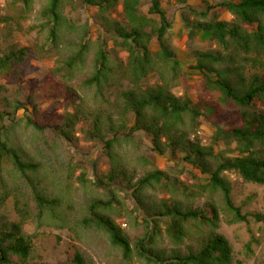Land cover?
Masks as SVG:
<instances>
[{
  "label": "trees",
  "instance_id": "16d2710c",
  "mask_svg": "<svg viewBox=\"0 0 264 264\" xmlns=\"http://www.w3.org/2000/svg\"><path fill=\"white\" fill-rule=\"evenodd\" d=\"M36 1H41L38 11ZM172 1L188 5L192 0ZM10 5L17 16H0L5 28L0 34V75L30 56L42 59L64 49L69 56L56 69V77L63 76L64 83L31 80L20 99L13 104L6 101V107L13 108L14 116L31 108V117L22 122L35 133L52 132L69 143L78 140L77 134L102 142L110 168L96 172L93 180L86 173L77 177L90 197L81 216L72 221L68 210L74 185L55 184L70 180L51 173L20 148L16 128L5 127L0 135V207L12 198L17 220L0 219V264H10L14 257L19 264H45L39 261L34 235L25 229L33 218L26 194L36 204L34 220L39 227H74L78 237L84 230L102 232L127 264H236L230 242L219 232L222 222L232 226L252 218L264 223V213H243L235 205L227 176L233 173L245 183L264 185V0L223 2L220 8L232 21H208L204 14L205 19L188 22L190 38L209 34L218 47L214 52H192L191 67L203 78L196 103L173 92L183 63L171 47L172 25L162 0H151L147 13L141 10L142 0H12ZM119 6L123 22L113 18ZM78 9H95L98 14L102 31L95 45L91 25H79L80 20L69 17ZM34 14L39 24L25 29L22 21ZM15 31L46 37L22 46L10 41ZM109 40L126 53L125 60L109 53ZM92 52V74L82 86L94 92L95 105L69 84ZM152 75L158 82L147 85ZM46 100L64 101L68 110L61 116L42 117L40 103ZM206 113L228 126L217 128L210 146L198 139L200 119ZM138 132L150 138L158 154H180L207 182L189 185L144 157L141 161L151 167L138 175L123 154L134 147ZM221 141L235 144L238 154L216 152L214 145ZM199 199L205 202L196 207ZM126 218L141 219V237L132 239L124 231L118 221ZM72 264H88L77 248Z\"/></svg>",
  "mask_w": 264,
  "mask_h": 264
},
{
  "label": "rangeland",
  "instance_id": "374dc122",
  "mask_svg": "<svg viewBox=\"0 0 264 264\" xmlns=\"http://www.w3.org/2000/svg\"><path fill=\"white\" fill-rule=\"evenodd\" d=\"M12 0H0V16L13 15L17 16L16 8L10 3ZM192 0L188 5L178 4L172 0H162L164 9L168 13L169 21L172 25V43L173 51L178 55L183 63V74L173 88V92L179 96H189L195 103L197 102V94L203 84L201 73L192 69L194 59L192 52L199 51L202 53L214 52L218 49L216 42L209 34L200 33L195 38H190V27L187 26L189 21L194 19H205L208 21L218 18L221 21H232L233 17L220 8L223 2L234 0ZM151 0H142L141 10L148 12ZM41 7V1H36L35 11ZM27 21H22V26L26 29L30 26L39 24L35 14L29 16ZM72 19L80 20V24L88 23L91 25V38L94 45L98 41L101 28L100 20L95 9H78L76 12L69 13ZM113 18L123 22L121 6H119L113 14ZM4 26L0 24V34ZM43 42L46 34L42 35L38 32H31L29 35L24 33L13 32L10 37L11 42L19 43L27 46L34 43L37 39ZM109 38L108 36H106ZM108 40V39H107ZM2 43V39H0ZM154 44L153 49L156 48ZM109 53L125 60L126 53L113 45L112 40L108 41ZM69 56V51L64 49L61 52L52 51L46 54L42 59L30 56L21 64H15L11 72L0 75V135L4 128L14 129L15 142L20 148L38 160L51 173L59 176L63 175L70 181H53L55 184L74 185L71 187L70 202L72 206L68 210L72 221L81 216L83 205L90 197L85 193L81 184L76 181L77 177L86 173L87 178L93 180L94 174L106 173L110 168V161L106 155V151L102 149L103 143L100 141H89L81 134H77V139L73 143H69L64 139H60L52 132H43L41 134L33 132L25 127L22 120L31 117V108L28 110L20 109L14 116L13 108H7L6 101L14 103L20 99V93L25 90L27 82L36 80L40 83L47 81L65 82L63 76L56 77V69L59 68L64 60ZM93 52L88 57L86 63L81 66L72 76L69 84L80 93H84L90 104L95 105L94 92L83 90V82L92 74ZM158 82V77L152 75L146 81L147 85H154ZM105 106H107L105 104ZM42 117L61 116L66 113L67 104L64 101L46 100L40 103ZM9 113V115L3 114ZM3 114V116H1ZM3 117V119H1ZM227 129V122L221 121L216 116L206 113L205 117L200 119V127L198 131V139L204 146L213 144V138L217 128ZM135 145L129 147L123 154L129 163L134 165L141 175L144 170L151 166L141 161V157L154 164L155 167L167 171L169 174L179 178L181 181L194 185L195 182L206 183L207 181L201 176L199 170L182 160L180 154H172L168 152L166 155H160L153 150L150 138L143 132L135 134ZM216 152H225L226 155H237L236 145L219 142L215 144ZM145 165V166H144ZM232 185V197L235 205L242 209L243 213H264V185H257L243 182L242 178L237 174L227 173ZM9 185L13 181H8ZM13 185V184H12ZM20 185L23 192H28V187L16 181V186ZM55 186V185H54ZM124 195V194H123ZM29 201L32 219L28 221L25 229L28 234L34 235L35 245L40 254L39 261L45 264H72V258L75 249H79L87 259L88 264H127L123 261L121 251L116 248L108 236L102 232L88 230L78 235L73 228H56V227H39L34 220L36 214V204L33 199L26 194ZM204 199L196 201V207L204 204ZM129 208H134V204L128 202ZM8 219L10 221L17 220V211L12 198L0 207V219ZM141 219L134 221L132 219H121L118 223L124 231L132 238L141 237L143 229L139 225ZM219 232L223 234L230 242L236 264H264V223H257L254 219L249 218L248 222L229 226L222 222ZM10 264H19L17 258H13ZM133 264H147L145 262H135Z\"/></svg>",
  "mask_w": 264,
  "mask_h": 264
}]
</instances>
